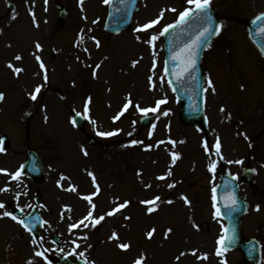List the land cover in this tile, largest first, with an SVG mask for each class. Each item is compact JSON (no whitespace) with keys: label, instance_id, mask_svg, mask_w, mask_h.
<instances>
[{"label":"rangeland","instance_id":"rangeland-1","mask_svg":"<svg viewBox=\"0 0 264 264\" xmlns=\"http://www.w3.org/2000/svg\"><path fill=\"white\" fill-rule=\"evenodd\" d=\"M8 1L0 0V133L12 146L0 150V169L20 167L27 147L38 151L46 180H22L31 205L36 191L44 195L49 224L43 252L12 213L7 219L4 176L0 264H53L63 255L100 264H237L240 254L221 247L215 187L220 172L239 176L246 166L255 183L241 187L250 204L243 231L259 239L264 264V57L246 33L264 0H141L132 28L115 37L103 31L109 0H15L12 16ZM201 1L219 17L202 62L207 138L180 122L163 65L162 33ZM58 4L67 12L63 27ZM73 112L87 118L86 133L71 124ZM150 114V127L127 141Z\"/></svg>","mask_w":264,"mask_h":264},{"label":"water","instance_id":"water-1","mask_svg":"<svg viewBox=\"0 0 264 264\" xmlns=\"http://www.w3.org/2000/svg\"><path fill=\"white\" fill-rule=\"evenodd\" d=\"M136 0H131L128 9L122 10L123 15L127 16V20L114 24L112 23L110 25V28L108 31L112 33H116L117 31H121L123 29H127L129 27L130 23V14L132 12V8L134 9ZM205 15V19L196 22L195 24H191V26H186L183 28V31L192 32L196 31L200 28H203L205 24L210 26V21L207 18V16L211 13L214 15L213 12H211L207 7L200 6L199 11L197 12V15L200 17L201 13ZM191 15L190 17H192ZM115 21L118 22V17H113ZM263 22L264 24V16L256 22L253 28H257L258 25ZM184 23V22H183ZM255 34V33H253ZM262 38V37H261ZM188 42L181 41L178 50H176L174 47L172 50L168 51V64H169V74L172 76L173 85L178 82V79L183 78L184 70L188 69V73L191 75L190 78L187 77L185 74L184 77H186V81L189 80V85L184 87V89H181L182 85L179 87H176V91L178 93L179 98H181L183 102V108H182V120L190 123H197L198 125L202 126L204 128V118H203V109H202V96L200 87L202 83V80L200 78V71L197 67V62L195 60L192 61L191 57V51L194 45L200 44L202 48L204 47L203 39L201 36H198V38H189ZM209 38L207 37L208 42ZM259 44L260 41L258 40ZM262 43L264 44V38L262 39ZM264 50V47H263ZM179 58L183 60V63H180ZM186 72V71H185ZM200 84V87L198 85ZM181 89V90H180ZM146 124V120L143 121V126ZM228 177V176H224ZM231 180L226 181L225 189L229 193V196H231L233 209L225 208L223 210L224 216L228 218L229 221V227H228V239L226 247L228 248H238L241 249V251L244 254V258L249 263H256L258 259V251L256 245L252 242H244L242 240L241 235V217L243 214V207L241 204V201L237 199V196L235 192L232 190V187H234V190L237 193V186L236 183L232 178ZM222 191V188L220 189ZM219 192V191H218Z\"/></svg>","mask_w":264,"mask_h":264},{"label":"bare ground","instance_id":"bare-ground-1","mask_svg":"<svg viewBox=\"0 0 264 264\" xmlns=\"http://www.w3.org/2000/svg\"><path fill=\"white\" fill-rule=\"evenodd\" d=\"M105 222V221H104ZM168 241V240H167ZM164 242H166L165 240H164Z\"/></svg>","mask_w":264,"mask_h":264}]
</instances>
